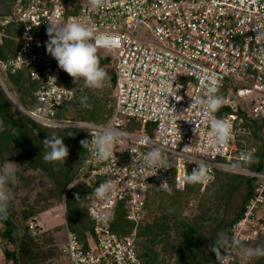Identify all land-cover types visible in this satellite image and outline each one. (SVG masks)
<instances>
[{"label":"built area","instance_id":"1","mask_svg":"<svg viewBox=\"0 0 264 264\" xmlns=\"http://www.w3.org/2000/svg\"><path fill=\"white\" fill-rule=\"evenodd\" d=\"M70 18L118 41L112 52H99L113 60L114 71L113 111L102 124L55 118L58 106L71 100L74 90L63 84L62 70L47 53V28L53 19L65 23ZM12 22L20 25L21 34L10 36L0 29V40L11 37L20 45L13 57L0 61V67L11 73L25 69L30 80L39 83L34 108L14 103L43 125L86 129L88 154L75 181L92 183L95 189L106 181L115 186L104 199L95 196V189L84 194L82 205L93 225L85 231L84 241L67 225L60 248L65 264H141L137 226L149 220L145 201L151 181L163 188L173 183L182 191L186 187L183 177L196 167L194 160L207 165L208 179L199 183L202 186L214 179L216 169L256 178L255 193L233 225L232 236L244 244L264 233V172L232 162L249 160L255 150L237 147L238 135L246 133L244 117L237 113L240 108L247 117L262 122L264 138V35L256 38L264 33V0H103L96 8L90 0H18L12 14L0 17L1 26ZM205 74L216 79L215 94L224 100L216 112H209L203 104L191 106V98L206 96L210 82L201 83ZM49 76H55L56 82H48ZM224 85L227 89L220 95ZM238 99L245 104H239ZM226 106L233 112L219 117L217 113ZM214 119L232 124V139L219 151L209 143ZM137 122L141 129H136ZM148 123L152 127H147ZM103 126H112L122 134L113 148L116 167L91 154L92 139ZM156 145L162 147L170 168L143 167L144 155ZM129 181L134 186H129ZM164 182L167 184L162 185ZM119 208L134 225L124 235L111 229ZM41 227V221L30 220L31 230ZM239 254L221 257L220 264H234Z\"/></svg>","mask_w":264,"mask_h":264},{"label":"trees","instance_id":"2","mask_svg":"<svg viewBox=\"0 0 264 264\" xmlns=\"http://www.w3.org/2000/svg\"><path fill=\"white\" fill-rule=\"evenodd\" d=\"M17 1L0 0V17L12 14ZM0 29L10 36L21 34L20 25L13 22L6 26L0 25ZM19 45V41L14 38L2 37L0 61L13 57ZM99 58L100 66L107 73L105 82L114 94L113 60L109 56L99 55ZM61 79L64 85L74 90V96L58 106L55 116L57 120L99 124L108 120L113 111L114 96L103 97L100 89L86 87L83 79L75 83L63 70ZM0 80L3 84H0V165L12 157L17 164H25L47 175L55 186L48 194H55L60 200L64 199L68 228L80 241H84L85 231L91 229L93 223L82 205V198L85 193L94 191L95 185L81 180L75 181V178L88 154V145L83 148L80 143L88 140L89 144L88 131L81 127L46 126L25 114L12 99L22 108L32 109L38 104L34 92L39 86V83L30 80L25 69L15 73L0 70ZM226 89L224 85L220 95ZM84 97L90 107L82 104ZM229 112L233 110L226 106L217 115L222 117ZM237 113L244 117L242 125L246 129V133L238 135L237 147L255 150L250 152L249 160L232 162L238 167L264 172V138L261 134L263 124L247 117L242 110ZM152 125L148 123L147 127ZM53 134L64 138V143L69 148V156L64 163L47 162L43 159L47 151L43 140ZM18 175L19 172L16 171V177ZM11 184L14 186L13 182ZM256 184L255 177L225 169H216L214 179L208 186L205 185L207 187L203 193H199L202 186L199 183L186 184L184 190L178 191L173 183L163 188L152 180L145 201L149 220L137 226L136 249L140 263L220 264V258L210 251L214 240L221 232L232 236V227L243 215L248 199L255 193ZM17 187L15 185L14 190ZM75 193L80 197H75ZM191 194L200 195L201 201L198 204V213L188 217L182 214V210ZM159 207L162 208L161 213L156 212ZM48 208L35 201L19 213H15L8 205L4 212H0V235L4 239L5 264H55L53 262L57 258L53 261L43 260L45 258L42 251L45 248H42V244L29 228V219L35 218ZM133 226L132 222L125 219L123 209L119 208L111 223V229L124 235ZM244 245L250 248L264 247V233ZM242 259L240 254L237 255L234 264H240ZM245 263L264 264V256L246 259Z\"/></svg>","mask_w":264,"mask_h":264},{"label":"clouds","instance_id":"3","mask_svg":"<svg viewBox=\"0 0 264 264\" xmlns=\"http://www.w3.org/2000/svg\"><path fill=\"white\" fill-rule=\"evenodd\" d=\"M102 3L103 0H90L93 8L101 6ZM48 25L47 35L49 39L46 43V50L57 61L58 67L71 76L75 83L77 80L83 79L85 86L88 88H103L108 77L106 71L100 66L99 52L101 49L105 52H112L117 46L116 39L108 34L94 33L91 27L77 22L74 18H70L65 23L53 19ZM261 35H264V33H259L256 38L259 39ZM205 80L210 82L206 86L205 98L201 99L199 96L191 98L193 101L191 106L203 104L209 112H216L224 103L223 98L215 94L218 91V82L213 76L207 74L201 78V83L203 84ZM52 81L56 82L55 76H49L48 82ZM86 100V97L82 98V104L85 107H90ZM209 135L211 137L210 145L219 151L220 147L226 146L232 139L231 122L227 119L212 120ZM121 137L122 134L114 127H101L92 139V156L100 162L110 160L112 165L116 167L117 158L113 148ZM80 143L85 148L88 145V140H82ZM43 145L47 149L43 159L47 162L64 163L69 156V148L65 145L64 138L55 134L45 138ZM193 163L196 167L183 177L182 182L186 184L205 182L208 179L206 163L203 160H194ZM14 164L9 162L0 168V212H4L7 208L6 185L16 179ZM142 165L145 168L168 169L171 167V162L164 158L162 147L156 145L144 155ZM166 184L167 182L162 183V185ZM129 186H134L131 181H129ZM114 189L115 186L112 182L106 181L95 189L94 194L98 199H104ZM210 251L215 253L217 258L236 252H239L245 259L264 256V247H246L240 239L235 236L230 237L225 232L217 234ZM222 251L224 254H222Z\"/></svg>","mask_w":264,"mask_h":264},{"label":"rangeland","instance_id":"4","mask_svg":"<svg viewBox=\"0 0 264 264\" xmlns=\"http://www.w3.org/2000/svg\"><path fill=\"white\" fill-rule=\"evenodd\" d=\"M0 70L3 69L0 67ZM2 78L4 79V74L2 75ZM80 82L82 83V80ZM107 84L108 83L105 82L104 87L100 88L101 94L103 95V97L108 96L112 98L113 92L109 90ZM238 103L244 105L245 100L238 99ZM240 109L244 110L242 108ZM134 125L136 126V129L142 128L141 122L134 123ZM129 130L135 129L129 128ZM10 158L11 159H8L3 163L1 162L2 165H0V168H2L9 162H13L15 163L13 167L16 168V171L19 172V175L13 182L14 186H18L16 190H14V186H11V182L6 185L8 194L7 205L10 206V208L15 213H19L21 210L29 207L35 201H39L40 204H44V206L49 207L45 211L37 214L35 218L32 217L29 219V223L32 219L41 221V229L36 231L31 229L30 230L33 234L36 235L37 241L42 244V248H45L42 251L44 253L43 258H45L43 260L53 261L55 258H57L53 263L65 264V262L60 259V248L62 243L65 241V230L67 227L64 199L60 200L55 194H48V192L52 191L55 186L52 180L47 175L42 173L40 170H34L25 164L19 165L12 159V157ZM207 186H201L199 193H203L205 187ZM75 197L80 196H78L77 194V196ZM200 201V195L196 196L195 194H191L190 196H188L187 202L183 206L182 214L188 217H192L193 215L198 213V204ZM161 211V207L156 209V212L158 213H161ZM262 212H264V207L262 209ZM47 217H52V219L48 218L49 220L45 221L43 218ZM49 239L52 240L50 241ZM245 262L246 259L243 258L240 264H246Z\"/></svg>","mask_w":264,"mask_h":264},{"label":"crops","instance_id":"5","mask_svg":"<svg viewBox=\"0 0 264 264\" xmlns=\"http://www.w3.org/2000/svg\"><path fill=\"white\" fill-rule=\"evenodd\" d=\"M48 218L52 219V217H47V218H43V219L46 221V220H49ZM51 225H53V224H51ZM3 250H4V239L0 235V264L5 263L4 256H3Z\"/></svg>","mask_w":264,"mask_h":264},{"label":"water","instance_id":"6","mask_svg":"<svg viewBox=\"0 0 264 264\" xmlns=\"http://www.w3.org/2000/svg\"><path fill=\"white\" fill-rule=\"evenodd\" d=\"M0 84L3 85L2 82H1V80H0ZM7 94H8V96L10 97V99H12L8 92H7ZM12 101L14 102L13 99H12ZM15 103H16V102H15Z\"/></svg>","mask_w":264,"mask_h":264},{"label":"snow or ice","instance_id":"7","mask_svg":"<svg viewBox=\"0 0 264 264\" xmlns=\"http://www.w3.org/2000/svg\"><path fill=\"white\" fill-rule=\"evenodd\" d=\"M116 43H118V41Z\"/></svg>","mask_w":264,"mask_h":264}]
</instances>
